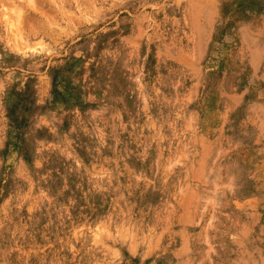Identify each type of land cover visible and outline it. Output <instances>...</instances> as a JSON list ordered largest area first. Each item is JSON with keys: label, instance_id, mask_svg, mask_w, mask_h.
Masks as SVG:
<instances>
[{"label": "rangeland", "instance_id": "1", "mask_svg": "<svg viewBox=\"0 0 264 264\" xmlns=\"http://www.w3.org/2000/svg\"><path fill=\"white\" fill-rule=\"evenodd\" d=\"M0 264H264V0H0Z\"/></svg>", "mask_w": 264, "mask_h": 264}]
</instances>
